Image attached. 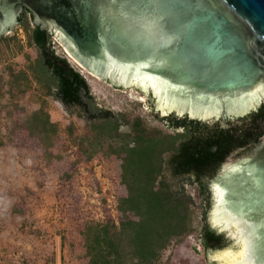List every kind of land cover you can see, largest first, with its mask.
Segmentation results:
<instances>
[{"label":"water","instance_id":"obj_1","mask_svg":"<svg viewBox=\"0 0 264 264\" xmlns=\"http://www.w3.org/2000/svg\"><path fill=\"white\" fill-rule=\"evenodd\" d=\"M24 8L92 75L148 96L164 125L174 113L228 128L264 103V0H0V34ZM210 192L204 224L227 243L207 264H264V136L223 161Z\"/></svg>","mask_w":264,"mask_h":264},{"label":"rangeland","instance_id":"obj_2","mask_svg":"<svg viewBox=\"0 0 264 264\" xmlns=\"http://www.w3.org/2000/svg\"><path fill=\"white\" fill-rule=\"evenodd\" d=\"M27 18V29L17 24L0 34V264H92L88 227L140 221L119 208L129 194L123 182L126 155L120 152L125 139L92 127L100 117L61 101L30 40L35 25L30 14ZM51 50L86 80L94 108L111 112L124 125L140 118L150 131L180 133L161 123L156 104L135 87L115 89L92 75L56 38ZM120 135L131 137L126 125ZM170 157L164 155L155 188L163 182L191 197L193 222L153 264H207L199 243L203 199L193 178L172 174Z\"/></svg>","mask_w":264,"mask_h":264},{"label":"trees","instance_id":"obj_3","mask_svg":"<svg viewBox=\"0 0 264 264\" xmlns=\"http://www.w3.org/2000/svg\"><path fill=\"white\" fill-rule=\"evenodd\" d=\"M29 14L33 16L24 8L18 17V24L26 29ZM30 40L40 50L43 68L50 72L61 101L69 107L87 110L93 100L89 85L51 50L52 40L42 25L35 24ZM97 112L100 123H92V127L109 130L112 138L125 139L120 152L126 155L123 182L129 194L121 200L119 208L136 213L140 221L88 227L86 247L92 264H153L172 238H179L191 229L194 214L191 197L163 182L159 189L155 188L165 166V154H171L168 165L175 177L193 178L203 206L208 209L212 203L210 181L223 161L264 136V103L257 111L239 119L240 125L229 124L228 128H221L219 121L211 125L186 115L179 118L173 113L163 120L174 132L180 129L183 132L164 134L144 128L142 120L137 118L125 123L131 137L120 135L125 125L111 112ZM200 235L208 249L223 250L226 246L225 235L217 234L208 223L202 226Z\"/></svg>","mask_w":264,"mask_h":264},{"label":"flooded vegetation","instance_id":"obj_4","mask_svg":"<svg viewBox=\"0 0 264 264\" xmlns=\"http://www.w3.org/2000/svg\"><path fill=\"white\" fill-rule=\"evenodd\" d=\"M263 104V103H262ZM260 108V107H259ZM258 108V109H259ZM220 127H221V124H220ZM222 128V127H221ZM217 232V231H216ZM217 234H223L224 235V233L223 232H221V233H219V232H217ZM199 243H200V246H201V249L203 250V252L206 254V253H208L209 251H211V252H213V253H215V252H218L219 250H214V249H208L205 245H204V243H203V241H202V238H201V235H199Z\"/></svg>","mask_w":264,"mask_h":264},{"label":"bare ground","instance_id":"obj_5","mask_svg":"<svg viewBox=\"0 0 264 264\" xmlns=\"http://www.w3.org/2000/svg\"><path fill=\"white\" fill-rule=\"evenodd\" d=\"M66 50V49H65ZM67 51V50H66ZM69 54V53H68ZM70 55V54H69ZM70 57H71V55H70ZM72 58V57H71ZM76 61V60H75ZM77 62V61H76ZM78 63V62H77ZM79 64V63H78ZM80 65V64H79ZM81 66V65H80ZM85 69V68H84ZM86 70V69H85ZM87 71V70H86Z\"/></svg>","mask_w":264,"mask_h":264}]
</instances>
